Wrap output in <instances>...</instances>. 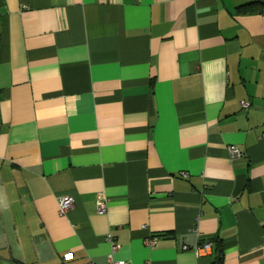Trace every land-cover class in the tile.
I'll return each instance as SVG.
<instances>
[{"label":"crops","instance_id":"0c3cea01","mask_svg":"<svg viewBox=\"0 0 264 264\" xmlns=\"http://www.w3.org/2000/svg\"><path fill=\"white\" fill-rule=\"evenodd\" d=\"M263 234L264 0H0V264H264Z\"/></svg>","mask_w":264,"mask_h":264},{"label":"built area","instance_id":"2783aa9c","mask_svg":"<svg viewBox=\"0 0 264 264\" xmlns=\"http://www.w3.org/2000/svg\"><path fill=\"white\" fill-rule=\"evenodd\" d=\"M241 106L244 109H247L249 107V104L246 102H242ZM229 152L233 160L241 156V153L239 152V150L235 149L234 147H229ZM57 202H58V211H59V214L61 215H65L74 206L73 199L69 196H61L58 198ZM104 210H105V202L104 201L97 202V211L99 213H103ZM263 239H264V234H263ZM154 243H155V239H150L146 241L147 245H153ZM111 247H112V251L116 250L117 248V246L114 243L111 244ZM188 249L189 248L186 246L182 247V250H188ZM210 249H211V244L207 241H204L200 245H197L192 248L194 254L197 256H200L202 253H206L210 251ZM72 258L73 256L71 254L64 256L65 261L71 260ZM86 264H92V263L88 262Z\"/></svg>","mask_w":264,"mask_h":264},{"label":"trees","instance_id":"16d2710c","mask_svg":"<svg viewBox=\"0 0 264 264\" xmlns=\"http://www.w3.org/2000/svg\"><path fill=\"white\" fill-rule=\"evenodd\" d=\"M255 5H258V3H248V4H245V5H241L239 7H237V12H242V13H248V12H251L252 10V7H254ZM216 250H217V255H218V258L220 259L221 257V248H220V245L217 244V247H216Z\"/></svg>","mask_w":264,"mask_h":264}]
</instances>
